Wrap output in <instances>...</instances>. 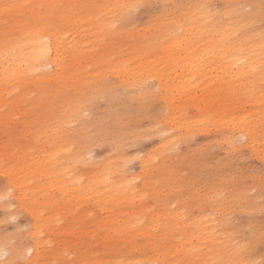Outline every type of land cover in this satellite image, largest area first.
<instances>
[{
    "label": "bare ground",
    "instance_id": "1",
    "mask_svg": "<svg viewBox=\"0 0 264 264\" xmlns=\"http://www.w3.org/2000/svg\"><path fill=\"white\" fill-rule=\"evenodd\" d=\"M145 1L76 0L72 3L71 0H3L0 2V87L3 83H16L24 90L21 95L23 102L28 88H35V94L41 98L44 95L38 88L60 75L70 57L84 52L85 55L93 54L96 59H108L112 38L124 40L128 30H132L124 28L131 26L129 18H125V6L140 5ZM216 1L221 0H192L187 8L178 1L180 7L163 13L155 34L142 44L133 38L128 42L134 47L145 48L150 54L155 51L166 53L165 64L176 65L177 56L181 59L174 73L178 80V88L174 92L193 88L192 85L208 71L213 72L214 87L205 96L207 99L227 95V99L234 100L240 92L249 94L248 90L258 85L255 99L257 114H254L257 115L256 124L264 128L262 0H222L223 5L215 10L212 5ZM40 5L44 7L41 9ZM53 5L63 7L53 8ZM200 9L205 14L197 12ZM75 11L78 13L74 19ZM48 21H51L50 25ZM72 21H85L88 31L74 35L70 29ZM203 21L207 22L211 33L206 52L188 57L197 49ZM257 24H262V27ZM45 97L49 98L47 94ZM62 103L70 106L68 101ZM28 109L29 119L23 127L26 126L30 137L35 139L32 149L37 155L28 159L25 150L23 155L28 162L20 161L15 171L0 169V178H4V182H0V200L10 201L5 200L0 207L5 210L8 205H16V212L27 216L30 243L25 253L24 250L16 251L21 246L16 242L18 238L13 246L1 244L3 253L15 251L4 264H14V261L22 259L23 254H29L23 264H68V261L72 264H219L220 261L224 264H239L241 261L249 264L243 260L247 259L243 250L249 244H234V239L224 231L225 214L197 224L176 219V215L162 214L152 221L141 213L135 214V219L131 214H126L124 219H118L115 214L104 217L100 214L89 225L82 223L77 231L70 233L74 219L82 221L86 217L85 211L71 209L70 220L65 221L63 228L54 229L58 222L55 208L60 199L83 203L87 206L85 208H90L88 214L98 207H107L108 197L119 200L122 193L134 191L136 179L141 180V191L150 186L145 177L147 160L141 161V171L135 178L123 176L121 161L115 165L119 177L109 178L104 165L91 166L83 149L74 148L75 141L86 139L84 135L82 138L78 136L89 125L86 120H80L77 129L72 126L82 112L81 108L76 110V116L71 114V110L65 121L56 120L54 108L50 105L43 109L39 103H30ZM49 118L53 121L49 122ZM221 120L223 118L218 115L213 123L226 131L221 139L232 148L238 139L243 138L244 145L255 146L258 138L242 115L231 117L224 123ZM261 132L264 134V129ZM171 140L170 136L164 143ZM157 227L162 232L153 235L151 231ZM145 231L147 233H143ZM134 234H149L150 241L139 243ZM260 235L261 232L254 230L252 239L258 240ZM261 237L259 240L264 239ZM248 261L255 264L251 259Z\"/></svg>",
    "mask_w": 264,
    "mask_h": 264
},
{
    "label": "rangeland",
    "instance_id": "2",
    "mask_svg": "<svg viewBox=\"0 0 264 264\" xmlns=\"http://www.w3.org/2000/svg\"><path fill=\"white\" fill-rule=\"evenodd\" d=\"M178 1L184 8L192 2L147 0L140 4L143 7L129 18L131 26L124 27L133 31L128 30L125 41L112 38L108 59H96L93 54L85 55L84 52L70 57L60 75L38 88L44 95L41 98L35 94V88H28L23 102L22 87H17L16 83H3L0 87V169L15 171L20 161L28 162L23 155L25 150L28 159L37 155L32 149L35 139L28 134V128L23 127L29 119L30 103H39L43 109L52 106L56 120L62 121L71 110L76 116V110L81 108L82 112L72 126L77 129L80 120H86L89 125L78 136L84 135L86 139L75 141L74 148L83 149L91 166L104 165L105 174L114 179L119 177L115 169L119 161L123 176L131 179L140 173L141 161L145 159V177L151 185L141 191V180L136 179L134 191L122 193L119 200L110 196L107 207H98L88 214L90 208H85L83 203L60 199L55 208L58 222L54 229L64 227L72 210L85 211L86 217L82 221L74 219L70 233L77 231L82 223L89 225L100 214L103 217L115 214L118 219L131 214L135 219L134 215L141 213L152 221L162 214L176 215V219L193 224L225 214L224 231L234 239V244H249L243 250L247 258L243 260L249 264V259L255 264H264V239L259 240L261 236L264 238V184L260 179L264 172V134L261 132L264 128L256 124L258 85H253L249 94L240 92L234 100L227 99V95L207 99L205 96L214 87L213 72L208 71L192 85L193 88L174 92L178 88L174 73L181 59L177 56L176 65L165 64L166 53L155 51L150 54L145 48L134 47L128 42L133 38L142 44L155 34L163 13L173 12L179 6ZM221 1L214 2L212 8L221 7ZM197 12L205 14L203 9ZM77 13L74 12V19ZM202 23L204 27L196 42L197 49L188 57L206 52L211 33L207 22ZM71 24L74 35L88 31L85 21H72ZM262 24L257 25L261 28ZM193 95L197 98H192ZM65 101L70 106L62 103ZM218 115L223 118L222 123L242 115L258 138L255 146L244 145V138L238 139L233 148L223 141L221 137L226 131L213 123ZM52 121L53 118H49V122ZM170 136L172 140L164 143ZM3 179L0 178V182H4ZM5 200L1 199L0 205L10 202ZM75 205L80 206L79 209ZM28 228L27 216L16 212V205H8L5 210L0 207V241L5 243L0 246L18 243L22 247L16 251L24 250L25 253L30 243ZM254 230L261 232L256 241L252 239ZM161 232L158 227L151 231L153 235ZM133 236L139 243L150 241L149 234ZM14 252L4 254L0 251V264ZM28 257L29 254H23L14 264H23Z\"/></svg>",
    "mask_w": 264,
    "mask_h": 264
},
{
    "label": "snow or ice",
    "instance_id": "3",
    "mask_svg": "<svg viewBox=\"0 0 264 264\" xmlns=\"http://www.w3.org/2000/svg\"><path fill=\"white\" fill-rule=\"evenodd\" d=\"M39 7L42 9L44 6L40 5ZM51 7L61 8L63 6L62 5H53ZM125 7L127 9L126 13H125V18L127 19V18H131L138 11L139 8L143 7V5L136 4V5H129V6H125ZM261 9H262V13H264V0H262ZM41 22H45V21H41ZM47 23L50 25L51 21H48ZM260 179H261L262 184H264V172H262ZM219 264H224V262L220 261ZM239 264H246V262L241 261V262H239Z\"/></svg>",
    "mask_w": 264,
    "mask_h": 264
}]
</instances>
